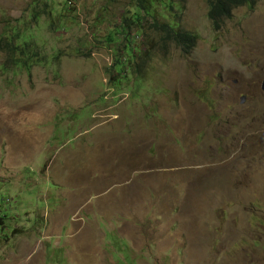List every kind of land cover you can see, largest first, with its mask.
I'll list each match as a JSON object with an SVG mask.
<instances>
[{
  "label": "rangeland",
  "instance_id": "rangeland-1",
  "mask_svg": "<svg viewBox=\"0 0 264 264\" xmlns=\"http://www.w3.org/2000/svg\"><path fill=\"white\" fill-rule=\"evenodd\" d=\"M172 1L0 0V36L43 57L0 48V264H264V0L219 30L207 0ZM173 17L194 46H163ZM111 135L158 165L109 179Z\"/></svg>",
  "mask_w": 264,
  "mask_h": 264
},
{
  "label": "trees",
  "instance_id": "trees-1",
  "mask_svg": "<svg viewBox=\"0 0 264 264\" xmlns=\"http://www.w3.org/2000/svg\"><path fill=\"white\" fill-rule=\"evenodd\" d=\"M159 1L163 4L165 3V0ZM256 2L257 0H207V14L211 19L214 28L216 30H219L224 24L225 20L232 16V11L235 7L241 5L254 7ZM152 3L153 0H138V7L140 8V11L144 10L147 14H152L154 12H150V8L152 7L150 5ZM166 7L170 11V13L173 12L172 15L175 16V14L177 13V8L175 9V4L172 0H168ZM173 18L174 19H172L171 21L165 22H161L160 20L155 19L151 23V26L161 34V38L164 42L163 46L166 48L168 42L170 41H173L177 45L181 46H194L197 43L198 35L191 31L185 30L180 26L178 20L175 17ZM142 20L143 17L141 16V14L139 12H135L134 15L124 18L121 29L120 31H118V33L123 34L124 37L132 44V46H129L132 49L133 55L135 57L136 46L133 45V41L129 37L131 35L130 29L132 26L137 27V24ZM16 34H18V32L12 34L11 36H0V48L5 49L6 51L11 53V56L8 58V60L27 68H30V66H32V64L35 62L42 61L43 57H40L39 50H34L36 43L34 42L32 36H25L23 44H18L14 43ZM117 61V65L122 63V59H117Z\"/></svg>",
  "mask_w": 264,
  "mask_h": 264
},
{
  "label": "crops",
  "instance_id": "crops-1",
  "mask_svg": "<svg viewBox=\"0 0 264 264\" xmlns=\"http://www.w3.org/2000/svg\"><path fill=\"white\" fill-rule=\"evenodd\" d=\"M95 117H97V116H95ZM134 129L136 132H138V126L137 125H136V128H134ZM136 137H138V136H136ZM119 139H120L119 137L114 138V136L111 135L110 141H108L107 139L103 140L106 143V145L104 148H100L101 158H99V159L95 158V163L98 162L99 166H104L106 155H112L111 161L107 166H111L114 171H113V174H110L109 179H113L114 182H116V180H117L121 183H123V180H125L126 184L125 183H123V184H125L127 186L130 184L129 186H131L134 178L143 177V173H148V171H149L146 169H141L140 166H157L159 159H157V161H156L157 163L151 164V162H148V161H150V156L148 153V149L145 145L147 139L141 141L140 143H139V140H141L140 138H137V139L133 138L130 140L123 139V138H121L120 140ZM175 141L177 144H179V142H180V140H178L176 138H175ZM101 142H102V140H100V143ZM123 144H125L126 146ZM129 144L131 145V147ZM144 149H145V151H144ZM124 154L130 155L131 164L127 162V156L125 157V159L122 162H120V158ZM216 164H218V163L215 162L214 165H216ZM134 166H136V167L134 168ZM194 166L195 167L193 169H196V170L197 169H207V170H202L201 173H202V176L204 177L203 179L205 181H209V164H207L206 166H198V165H194ZM117 172H119V173L117 174ZM52 184H53V186L56 187L55 191H58L59 188L65 187L64 185H59L56 182H53ZM114 184H116V183H114ZM106 192H108V191H106ZM81 193L84 194V191Z\"/></svg>",
  "mask_w": 264,
  "mask_h": 264
},
{
  "label": "water",
  "instance_id": "water-1",
  "mask_svg": "<svg viewBox=\"0 0 264 264\" xmlns=\"http://www.w3.org/2000/svg\"><path fill=\"white\" fill-rule=\"evenodd\" d=\"M262 87H263V89H264V81H263Z\"/></svg>",
  "mask_w": 264,
  "mask_h": 264
}]
</instances>
